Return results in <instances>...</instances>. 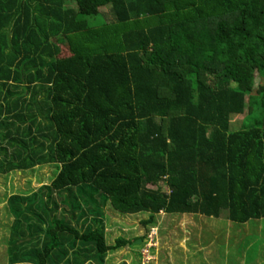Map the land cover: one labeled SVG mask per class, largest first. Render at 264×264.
<instances>
[{
  "label": "trees",
  "instance_id": "obj_1",
  "mask_svg": "<svg viewBox=\"0 0 264 264\" xmlns=\"http://www.w3.org/2000/svg\"><path fill=\"white\" fill-rule=\"evenodd\" d=\"M47 164L9 264H105L107 204L264 219V0H0V174Z\"/></svg>",
  "mask_w": 264,
  "mask_h": 264
},
{
  "label": "rangeland",
  "instance_id": "obj_2",
  "mask_svg": "<svg viewBox=\"0 0 264 264\" xmlns=\"http://www.w3.org/2000/svg\"><path fill=\"white\" fill-rule=\"evenodd\" d=\"M97 17L96 21H107L113 18V14L108 6H103ZM253 109L257 111L255 106ZM246 112L231 117L230 131L250 124L251 119H245ZM55 173L56 165L47 164L32 170L0 174V264H9L7 247L13 216L7 197L11 194L29 195L42 184H48ZM102 208L107 243L113 244L119 236L139 240L109 252L105 264L123 261L126 264H264V219H251L241 224L229 221L224 214L213 218L200 214L160 213L154 224L144 225L141 220L148 217L147 212L123 214L109 204ZM30 210L38 211L37 205ZM31 218L34 223V216ZM72 223L81 224L75 219ZM152 229L156 234L150 241ZM30 236L36 235H25V239Z\"/></svg>",
  "mask_w": 264,
  "mask_h": 264
},
{
  "label": "built area",
  "instance_id": "obj_3",
  "mask_svg": "<svg viewBox=\"0 0 264 264\" xmlns=\"http://www.w3.org/2000/svg\"><path fill=\"white\" fill-rule=\"evenodd\" d=\"M155 234H156V230L152 229L150 232V241H153V237L155 236Z\"/></svg>",
  "mask_w": 264,
  "mask_h": 264
},
{
  "label": "water",
  "instance_id": "obj_4",
  "mask_svg": "<svg viewBox=\"0 0 264 264\" xmlns=\"http://www.w3.org/2000/svg\"><path fill=\"white\" fill-rule=\"evenodd\" d=\"M137 241H139V240H135V241H133V243H137ZM119 264H121V263H119Z\"/></svg>",
  "mask_w": 264,
  "mask_h": 264
}]
</instances>
